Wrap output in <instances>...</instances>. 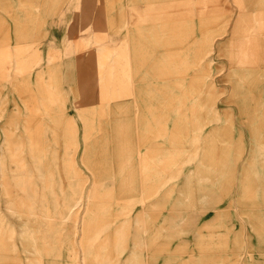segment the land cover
<instances>
[{
    "label": "rangeland",
    "instance_id": "374dc122",
    "mask_svg": "<svg viewBox=\"0 0 264 264\" xmlns=\"http://www.w3.org/2000/svg\"><path fill=\"white\" fill-rule=\"evenodd\" d=\"M0 20V172L3 127H28L41 178L81 196L34 239L5 211V263L264 264V0H0ZM93 184L110 213L86 212Z\"/></svg>",
    "mask_w": 264,
    "mask_h": 264
},
{
    "label": "bare ground",
    "instance_id": "6f19581e",
    "mask_svg": "<svg viewBox=\"0 0 264 264\" xmlns=\"http://www.w3.org/2000/svg\"><path fill=\"white\" fill-rule=\"evenodd\" d=\"M49 5H51V4H49ZM10 15H12V14H10ZM26 15H27V13H26ZM13 16L15 17L16 15H13ZM17 16H19V15H17ZM28 18H29V16H28ZM16 19L18 20V18H16ZM19 22H18V24H19ZM4 23H6V22H4ZM22 24H24V23H22ZM245 25H247V24H245ZM3 26H5V25H3ZM2 29H1V31H2ZM248 31H249V29H248ZM239 33L242 34V32H239ZM0 34H1V32H0ZM22 34H23V32H22ZM256 37H258V36H256ZM6 38H7V36H6ZM22 39H23V37H22ZM240 39H242V38H240ZM5 41H7V40H5ZM250 41H252V40L250 39ZM255 41L257 42V40H255ZM53 42H50V43H53ZM259 42H261V41L259 40ZM251 45H253V44H251ZM51 54H53V53H51ZM51 59H52V56L49 55L47 57V61L49 62V61H51ZM22 71L25 72L26 69H23ZM41 75H42L41 73H38V75L35 76V79L37 80L36 87L44 89L43 83H39L41 81ZM29 85H30V83L28 81V87H29ZM26 88H27V86H26ZM76 89H77L76 87H73V86L70 87V91L75 92ZM39 91H42V90L40 89ZM56 124H59V123L56 122ZM67 124H69V122H67ZM3 128H4L3 130L5 131V134L3 133L4 134L3 135V142L1 143V146H2V148L5 151L4 154H3V157L8 156L9 157V161L7 163H1V165H5V166H4V168H2L3 169L2 173L0 172V192H1V195H2L1 204H3L1 206V208H0V253L3 255L4 253H2V252H5L6 250H8V248L11 247V248H13V255H14L15 254L14 249L16 250V252L19 250V245H18V242H17V235L18 234L20 235V233H18V231H17L18 229L16 227L15 221L10 220L9 222H6L4 220L5 214L3 215V213H5V211L11 212L10 215L12 217H14V218L17 217L16 216L17 214H19V216H21V217H19L20 220L22 221L21 224L24 227H27V229L24 230L23 236L27 237L28 239H34L35 238V232L32 229V227H33L32 225L33 224H35V225L39 224V225L43 226L44 232H46L48 229H50L52 223H55V222H53L52 218L57 219L56 224H60V223L64 222V220H66V219H68L70 217H73V219L75 220L76 217L73 215L74 214L73 212H77V208L81 205V200H80L81 196L79 195L78 190L76 192H73V190H74L73 189L71 192L67 193V195H65L63 197V199H62V192L64 190L61 187L62 185L61 184L58 185L60 190L57 191V189H56L57 185L48 184L45 181L46 179L44 180V179L41 178L43 176V174H44V158H45L46 155H45V153H42V152H40V154H38V155H36V154L34 155L33 150L39 149V146H37L38 142L35 141L36 137L38 138V135L36 134V137L35 136L33 137V134L35 133L33 130H30L27 127L24 130L25 132L23 131L25 139H23V141H22V139L18 138V141H16L15 140L16 138H15V139H13L14 140V142H13V141H11L9 129H6L5 126ZM57 132L58 131H56L55 134H57ZM52 133H54V132L52 131ZM63 134H64L63 136L65 137V141L64 142L71 143L70 142L71 141L70 140V136L68 135V137H69L68 138L65 135V132H63ZM0 136H1V134H0ZM69 147H72V146H69ZM94 147H96V144L92 145V144L88 143V145L86 146V154L85 155H86V157H88L89 161H92V158L96 155V150H98V149L92 150ZM17 148H20L21 151L25 150V152H24L25 154L24 155L22 154L23 156L20 155L21 153H19L17 151ZM91 154H92V156H91ZM11 160H12V162H11ZM66 161H67V163H68V161L71 163L69 154L67 155V160ZM8 164L16 165V166L14 168H9ZM25 165H26V167H25ZM7 167H8V170H10V171L6 170ZM18 167H21V168H18ZM28 170L29 171L32 170V171L28 172ZM9 172H11V174H9ZM34 173L38 174L40 178H33L34 176H32V175ZM70 173H69L70 176H73L74 170L71 171ZM114 179H111V182H110L111 186L114 185ZM42 183H43V185H42ZM13 184H15V185L12 186ZM46 186H48V188L51 189V191L50 190H49V192L47 191V194H46V191H44V192L40 191L41 189H43ZM15 187H17L18 190H17L16 193H12L14 189L16 191ZM106 194H107V196L110 197V199L109 198H104ZM94 195L102 196V193L100 194V192L97 191L96 184H93L90 187V190L88 192V195H87V210H86V212L88 214H97V213H101V212H104V211H108V213H110V211L113 208V202L115 200L114 199L115 198L114 187H112L106 193L103 192L102 199L99 200V202L94 200ZM91 196H92V199L90 200ZM26 211H28L27 212L28 214L27 215L23 214V212L26 213ZM13 212H16L17 214L14 215ZM29 214H35L34 216H36V217L35 218H33V217L31 218ZM152 219L153 218L151 216L149 220H152ZM92 221H94V220L92 219ZM94 222L97 223V221H94ZM123 225H124V223H123ZM94 231L95 232L93 233V238H96V235H100L99 234V229L98 230L94 229ZM47 235H48V233H47ZM50 236H51L52 241H51V239L48 240V243H47L48 244V249L50 248L52 250H57V241L54 240L56 236L53 235V234H51ZM24 244H26V243L24 242ZM85 245L89 246L86 240H85ZM87 246H85V248H88ZM25 251L26 250L24 249V252ZM13 257H15V256H13ZM82 258L84 260H86L88 258V255L86 256V253L82 254ZM92 258H93L92 260H93L94 264H104V263L101 262V260L98 261V257H95L94 255H92ZM5 259H7V258H5ZM5 259L1 258V255H0V264H7L9 261H13V260L10 259L7 263H5L6 262ZM72 259H73V257H72ZM83 259L81 261V257H80V259H79L80 261L77 262V263H74V264H86V261H84ZM76 261H77V259H76ZM13 262H15V260ZM34 263H35L34 260H30V262H29V264H34ZM14 264H16V263H14Z\"/></svg>",
    "mask_w": 264,
    "mask_h": 264
}]
</instances>
